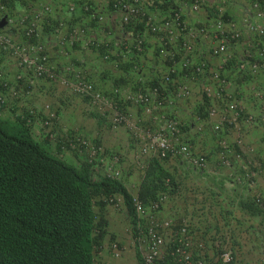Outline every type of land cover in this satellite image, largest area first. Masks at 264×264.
Segmentation results:
<instances>
[{"label":"rangeland","instance_id":"1","mask_svg":"<svg viewBox=\"0 0 264 264\" xmlns=\"http://www.w3.org/2000/svg\"><path fill=\"white\" fill-rule=\"evenodd\" d=\"M83 1H59L62 5L59 13L65 14V17L59 19L61 23L54 20V23H50L46 19L53 16H44L41 12L45 6L44 0H1L0 20L3 17L13 19L4 32L25 46L37 42L24 33L23 26L29 24L30 20H36L42 33L45 27L53 25L49 30H52L51 44L48 45L44 39L41 41L50 56V67L59 74L65 73L70 78H75L76 74L84 75L106 93L120 89L122 94H128L135 89L149 88L154 79L151 74L149 77L152 79L147 77L146 71L150 66L145 62L142 66L140 60L130 64L127 58H117L112 46L105 44L109 41H102V37L92 34L95 28L101 34H108L107 21L105 17L101 18V14L105 15L106 11L102 10L99 15L91 9L92 13H87L88 10L82 7ZM175 1L154 2L151 11L157 18H161L166 12L172 11V7L176 6ZM183 1L193 5L196 0ZM202 5L205 7L204 3ZM71 7L83 9L84 18L76 19L79 15L67 18L73 11ZM212 15L216 17V11ZM25 17H28L27 22L21 23ZM133 23H118L124 36L115 38L120 35L119 29L113 36L112 42L117 52L138 35L140 28ZM204 25L206 23L197 22V27ZM58 27L61 38L56 40L54 34ZM240 29L230 31H242L240 43L248 36L254 38L252 34L245 35L243 28ZM151 35L158 36L153 32ZM259 38H254L256 47H251V53L261 48ZM159 41L157 39V43ZM178 42L179 46L175 50L183 45L181 37ZM157 47L155 43L154 49ZM90 53L96 54L92 60L89 58L92 55ZM152 59L155 62L154 57ZM242 62L227 60L218 66L210 62L213 70L219 69L222 73L227 81V91L243 109L240 121L225 125L220 131L213 127L219 118H211L208 112L211 107L222 111L224 103L213 96L206 102L208 93H216L218 89L217 82L212 78L204 83V77L189 76L188 81L183 83L190 88L191 93L184 96L179 93L178 87L171 88L170 96L162 107H146L132 102L123 105L140 126L157 128L155 122L159 118L176 117L192 150L207 157V167L199 169L183 157L160 158L152 152H143L142 142L135 139L128 128H113L109 113L92 107L86 96L74 93L59 81L31 76L15 55L0 52V70L5 72L8 81V87L0 85V94H8L7 105L0 111L2 116L16 118L17 112L35 109L39 123L32 126L34 137L45 143L55 155L79 168L87 165L90 155L87 151L80 155L73 149H62L58 136L67 131L86 135L92 143L97 142L103 148V155H98L92 165L94 179L113 175L118 170L120 175L117 179L128 187L135 198L145 203V214L138 216L143 233L138 235L134 216L122 195L96 197L94 209L97 221L101 223V227L94 232L100 243L98 264H141L137 254L140 252L143 257V237L147 238V229L154 222L164 224L167 221L170 225L166 229L162 231L159 228L164 238L159 255L162 264H187L182 255L172 254L181 245L178 239L182 237L181 228L186 223L188 230L185 236L189 245L182 246L192 254L195 261L203 260L205 264H264V212L257 206L258 195L264 197V70L254 75L242 68ZM135 64L140 69L143 67V70L134 69ZM122 70H131L132 74L128 73L121 79ZM127 78L132 84L125 85ZM50 116L56 137H51L47 128L41 125V120ZM114 155L120 158L117 163L113 160ZM161 169L169 172L174 179L165 178L164 188L158 187L154 196L141 197L144 179L154 178L159 182ZM160 195H165V199L154 210L151 202ZM100 231L103 235H100ZM114 243H119L120 257L114 255ZM226 253H230V261L224 260L223 255Z\"/></svg>","mask_w":264,"mask_h":264},{"label":"built area","instance_id":"2","mask_svg":"<svg viewBox=\"0 0 264 264\" xmlns=\"http://www.w3.org/2000/svg\"><path fill=\"white\" fill-rule=\"evenodd\" d=\"M154 2L163 3V0L114 1V8L122 12L123 24H129L133 20L135 22H143L148 30L158 34V39L163 47L162 52L171 62L169 72L159 80L157 85L149 88L147 91H137L128 94L126 97H122L117 90L115 95H110L98 88L84 75L76 74L75 78L72 79L65 73H57L56 70L50 67V56L47 53L45 44L41 41L43 33L40 30V26L36 23V20H30L29 24L23 26L25 35L37 41L31 46H25L21 42L16 41L10 34L4 32V29L0 28V52L15 55L20 61V64L23 65L31 76L59 81L74 93L86 96L92 107L109 113L113 128H119L120 126L128 128L130 132L133 133V137L142 142L141 150L143 152H152L162 158L167 156L185 157L194 166L201 168L206 165V157L204 155H198L191 150L190 143L185 139L181 123L178 119L167 117L163 122L158 124L157 128L149 125L140 126L131 115L122 108V103L130 101L144 106H150L152 104L160 106L164 104L167 98L164 90L167 89V86L170 84L178 81L175 78V74H177L180 69L189 70L195 75H211V78L218 82L216 95L225 103V108L219 113L221 122L215 123V130L219 131L222 129V122H237L242 115V108H240L236 100H232L229 96L225 78L221 76L218 70H213L210 62L206 58L202 57L199 60H195L196 49L193 42L184 39L183 47L178 53V51L175 50V41L180 37L184 38V34H189L196 38H212L215 43L211 47L212 54L225 57L230 53L233 42L240 38L241 31L230 33L232 30H239L238 24L232 19H227L224 14L214 18L211 24L201 27L189 25L184 18L182 10L176 8L172 9L166 16L157 18L150 8L153 6ZM74 8L75 7H71V10H74ZM86 8L88 9V3H86ZM252 8L256 19L254 20L248 15L244 16L239 22L249 32L258 36H264V3L260 0H255L252 3ZM192 9L196 12L200 11L201 1L196 0L192 5ZM49 10L50 7L46 6L45 11ZM101 18L103 19L104 17L101 15ZM27 19L28 17H25L22 19L21 23L25 22ZM59 30L60 29L57 28V32L54 34V39L56 40L61 38ZM144 49L145 37L140 33L135 37L133 43L122 50V53L124 56H127L131 50H135L140 54ZM178 55H181L179 59ZM261 55L264 57V47L261 50ZM262 66H264V63L262 65L260 63H254L251 69L253 72H257ZM65 72H67V70ZM0 85L8 87L5 72L2 70H0ZM176 85L180 89L179 93L181 95L187 96L191 93L190 88L186 84L178 82ZM7 95V93L0 94V108H3L7 104ZM217 114L216 109L212 108L210 110V116L212 118ZM23 118L26 119L28 124L32 125L37 119L36 110H28L27 114H23ZM51 119L52 118H49L43 121V126L47 128V132L51 137H56ZM70 143L73 148L83 153L87 151L90 155L89 161L92 163L98 155H103V148L100 145L90 142L80 134L71 138ZM99 160L102 161L103 158L100 157ZM113 160L117 163L120 158L114 155ZM118 175H120V171L115 170L113 175L109 176L116 178ZM164 199L165 195H160V197L153 199L151 202L152 209H158ZM257 202L264 209V197L262 195H258ZM135 207L139 216L145 214V203L138 197L135 198ZM169 225L170 222L167 221L164 224L154 223L148 228L147 238L143 237L145 243L143 258L146 264H162L159 257L160 249L164 243L161 230L166 229ZM159 228H161V230ZM186 231L187 227L182 228V237L178 239L181 245L176 247L172 254L182 255L184 262L187 264H205L203 260L195 261L192 254L183 249L182 244L189 245L187 237H185ZM141 233H143V230H141ZM141 242L142 240H140V243ZM113 251L115 256H120V249L117 244H114ZM223 257L225 261L231 260L230 253L224 254Z\"/></svg>","mask_w":264,"mask_h":264},{"label":"trees","instance_id":"3","mask_svg":"<svg viewBox=\"0 0 264 264\" xmlns=\"http://www.w3.org/2000/svg\"><path fill=\"white\" fill-rule=\"evenodd\" d=\"M77 134L64 132L58 142L62 149L83 155L70 143ZM89 162L81 168L69 163L34 137L26 119L0 112V264H98L100 243L94 232L101 223L94 205L99 195H122L136 233L142 234L128 187L117 177L94 179ZM159 176V182L144 179L141 197L154 196L158 187L164 188L165 178L174 179L163 169ZM137 256L146 264L140 252Z\"/></svg>","mask_w":264,"mask_h":264},{"label":"crops","instance_id":"4","mask_svg":"<svg viewBox=\"0 0 264 264\" xmlns=\"http://www.w3.org/2000/svg\"><path fill=\"white\" fill-rule=\"evenodd\" d=\"M89 1H91V0H89ZM175 2H176V6H173L172 9H175V8L181 9L183 12L184 18L186 19L188 24L191 26H197V22H204V24L206 23V25L210 24V22L212 23L213 18H215V16L212 15L213 11H216V18H217V16L219 17L220 15L224 14V16L227 19H230V17L233 18L232 19L233 21H234V19H237L238 21L236 20L237 22L236 21L235 22L238 24V27H239V24H241L239 22V20H241L242 17H244L246 15H250L251 17H254V13H253L254 11H253V8L251 7V5H252L251 0H202V3L205 4V7L202 6L201 10L198 12H196L192 9L191 2H185L183 0H176ZM91 3H92V8H94L93 10L95 12L101 13L102 10L106 11L105 21H107V24L109 26L108 34H106V33L101 34V31L100 30L98 31L96 28L92 32V34L102 37V39H101L102 41L111 42L110 45L113 48V54L114 55L117 54L115 56H117V58L121 59L122 57L116 51L117 48L114 50V43L112 42V39L114 38L113 36H115V33L118 31V29L120 30L118 23L121 22V19H122L121 12L113 10L110 6H108V2L105 0H93V1H91ZM16 4L19 7H22L19 2H17ZM52 4H53V11H52L51 15L53 17L47 19V22L54 23V21H55L56 23H60L61 21L59 19L62 17H65V14L61 15L59 13V12H61L62 5L59 1H53ZM16 9H18V8H16ZM18 10H20V9H18ZM77 12H80V13L76 14ZM83 12H84L83 9L79 8L74 13H69V16L67 18H73L74 15L75 16L79 15L76 19L80 20V19L84 18ZM168 13L169 12H166L165 14H163V17L166 16ZM160 15H162V14H160ZM252 19L255 20L256 18L254 17ZM54 26H56V25H54ZM52 27H53V25H50V27H47V28L45 27V32L43 33V39L48 45L51 44V42H52V32H51L52 30L49 31ZM239 28H243V33L245 35H247V34L251 35L252 34V33H249V31L242 24H241V27H239ZM94 32H96V33H94ZM122 33H123L122 30H120V35H116L115 38L118 39V38H120V36H124V35H122ZM142 33L147 38L148 48H146L142 54H134L133 52H131L125 57H127L129 62H131L132 60H134V61L140 60L142 62V66H144L145 63H147V65L150 66V69H148V71H146V67H145V71L148 73L147 77H149L151 74L156 79V77L160 76L161 73H164L168 70L169 64H167L164 61L163 57L161 56L160 50L157 47V45L159 46V43H157V37H155L154 35H151V33H148V30H144V31H142ZM252 36H254V38L256 37L254 34H252ZM184 38L186 40H188L189 42L194 43L195 49H196V53H195V57H194L195 60H199L202 57H204L207 60H209L210 62L214 63L216 66L221 65V62L228 60V58H232L231 61H235V62H237L240 59L246 60V58H247L246 55L250 54L251 47H253L255 45L254 44L255 43L254 38L251 39L248 36V38L244 39L241 44H238V43L233 44L232 48L230 49V55L229 56L222 57V56H215L212 54L211 47L213 44H215L212 38H199V37L196 38V37L190 36L189 34H184ZM259 39H261V40L263 39V43H264V38H259ZM107 43H105V44L107 45ZM155 43H156L157 49H154ZM57 52H59V51H57ZM60 52H61V50H60ZM90 54L93 55V56L92 55L89 56L90 60H92L93 57H96L95 53L94 54L90 53ZM255 54L256 53H255V49H254V51L252 53L253 58H256ZM152 57H154L155 62H153ZM258 57L259 56H257V58ZM124 59H126V58H124ZM149 63H152V64L150 65ZM129 66H130V64H129ZM140 70L142 71L143 67ZM121 72H122L120 74L121 79L124 78V76H127L128 73L132 74L131 70H128V71L122 70ZM133 72H135V71H133ZM179 76H182V79H184L185 81H188L189 76H191V78H198V77H193L191 74L185 75L184 73L180 74ZM153 77H149V80L152 79ZM143 78H145V77H143ZM130 82H131V80L128 81V78H127L125 81V85L132 84ZM20 113L21 112H17V116Z\"/></svg>","mask_w":264,"mask_h":264},{"label":"clouds","instance_id":"5","mask_svg":"<svg viewBox=\"0 0 264 264\" xmlns=\"http://www.w3.org/2000/svg\"><path fill=\"white\" fill-rule=\"evenodd\" d=\"M53 1H61V0H44V3H45V6H44V9L41 11L43 14H44V16L46 15H48V14H51L52 13V10H53V8H52V3H53ZM114 1L115 0H108V6H110L113 10H116L115 8H114ZM201 1V8H202V0H200ZM255 0H252V3L254 2ZM260 1H262L263 3H264V0H260ZM0 2H1V0H0ZM196 2V1H195ZM86 3H88V9L86 8ZM46 6H49L50 7V10L49 11H45V7ZM82 7L83 8H85L86 10H88V13H92L91 12V9L93 10L94 8H92V3H91V1H89V0H84L83 2H82ZM251 7H252V5H251ZM177 9V8H176ZM77 10V8L76 9H74L73 11H72V13L73 12H75ZM116 11H120V10H116ZM121 12V11H120ZM99 15L101 14V13H99V12H97ZM121 14H122V12H121ZM103 17H105V15L104 14H101ZM3 18H6V20H7V24H6V26L5 27H3L2 29H6L7 27H8V25H10V23L13 21V19L12 18H8V17H3ZM2 18V19H3ZM216 18V17H215ZM2 19L0 20V22L2 21ZM24 19V18H23ZM32 19V18H31ZM9 20H12V21H9ZM47 20V19H46ZM213 20H214V18H213ZM121 21H122V19H121ZM27 22V21H26ZM135 23V24H138L139 22H135L134 20L133 21H131L130 23ZM213 22V21H212ZM61 23V22H60ZM122 23H123V21H122ZM129 23V24H130ZM133 23V24H134ZM129 24H124V25H129ZM211 24V23H210ZM1 28V27H0ZM59 28V27H58ZM238 29H240L239 27H238ZM144 30H148L146 27H145V24L144 25H142L141 26V28H140V30L138 31V34H142L143 35V33H142V31H144ZM241 30V29H240ZM152 32V31H151ZM150 32V30H148V33H151ZM242 32V31H241ZM44 33V32H43ZM249 33H251V32H249ZM242 34V33H241ZM253 34V33H252ZM255 35V34H254ZM144 36V35H143ZM256 37L258 36V35H255ZM145 37V49L146 48H148V42H147V38H146V36H144ZM259 37H261V38H264V36H259ZM182 38V41H183V43H184V41L186 40L185 38H183V37H181ZM42 39H43V37H42ZM157 39H158V36H157ZM185 39V40H184ZM135 40V39H134ZM181 40V39H180ZM240 39H238V40H236V41H234L233 42V44H235V43H238V44H241L240 43ZM134 41H131V43H133ZM260 42H262L260 45H261V48H259V51H256V49H255V59L253 58V56H252V53L250 52V54H248V55H246V60H241V61H243L242 63H240L241 64V66H242V68H244L245 70H248V71H251V73L252 74H257L258 72H260V71H262V70H264V66H262L261 67V69L260 70H258L257 72H253L252 71V69H251V67H252V65L254 64V63H260L261 65L264 63V57L261 55V50H262V48L264 47V43H263V39L260 41ZM111 43V42H110ZM110 43H107V45L108 46H110ZM130 42L128 43V45H124L123 46V49H121L119 52H118V54L124 59V58H127V57H125L124 56V54L122 53V50H124V49H126L127 48V46H129L130 44H131ZM233 44H232V46H233ZM255 44V43H254ZM179 46V42H178V40L177 41H175V48L176 47H178ZM232 46H231V48H232ZM182 47H183V45H182ZM182 47H180L179 48V50H176V51H178V53L180 52V49L182 48ZM256 47V44L253 46V48H255ZM162 44H161V42L159 41V50H160V53H161V56L163 57V59H164V61L167 63V64H169V67H168V70L166 71V72H164V73H161V75L160 76H158V77H156V79L154 80L153 79V83L151 84V86L149 87V88H151V87H154L155 85H157L158 83H159V80L164 76V75H166L168 72H169V69H170V65H171V62L169 61V59L164 55V53L162 52ZM230 48V49H231ZM145 49H144V51H145ZM143 51V52H144ZM131 52H133L134 54H138L135 50H131ZM130 52V53H131ZM142 52V53H143ZM142 53H140V54H142ZM115 55H117V54H115ZM230 55V53L228 54V55H226V56H229ZM251 55V56H250ZM180 56L181 55H178V59L180 58ZM225 56V57H226ZM257 56H259L258 58H260L258 61H257ZM249 57H251V58H249ZM231 59L232 58H228V60H230L231 61ZM209 61V60H208ZM133 62H135L134 60H132L131 62H130V64L131 63H133ZM210 62V61H209ZM223 62H227V60L226 61H223ZM237 63H238V61H237ZM221 64H222V62H221ZM216 66V65H215ZM181 67V66H180ZM222 67V66H221ZM134 69H139V66L137 65V64H135L134 65ZM215 69H217V68H215ZM218 70V72H220L219 71V69H217ZM185 74V75H189V74H191L192 76H194V77H204V79H203V82L205 83V82H209V80H210V78H211V75H195L192 71H186V70H181L180 69V71L177 73V74H175V78L178 80V81H176V82H174L175 83V85H174V83H172V84H170L169 86H167V89H165L164 91H165V94H166V96H167V98L170 96V89L171 88H174V87H177V83L178 82H180V83H183L185 80L184 79H182V76H179L180 74ZM61 74H63V73H61ZM75 74V73H74ZM221 74V76H222V73H220ZM68 77H69V75H68ZM72 79H74V78H72ZM213 79V78H212ZM226 80V79H225ZM90 81V80H89ZM92 82V81H91ZM93 83V82H92ZM95 84V83H94ZM217 84H218V82H217ZM96 85V84H95ZM226 86L228 87V85H227V81H226ZM98 87V86H97ZM99 88V87H98ZM149 88H146L145 90H143V89H135V90H133V91H131V92H129L128 94H131V93H133V92H137V91H147ZM101 89V88H100ZM119 91L120 92V96H122V97H126L128 94H122V92H121V90L120 89H116L115 91H113L114 93H107V94H110V95H115V92L116 91ZM228 92V91H227ZM228 94H229V96L231 97V99L232 100H236V99H234L232 96H231V94L228 92ZM211 96H213V97H216L217 99H220V98H218L217 97V95H216V93H208V97H211ZM167 98L165 99V102H164V104L166 103V101H167ZM237 102H238V100H236ZM128 102H130V101H128ZM223 102V101H222ZM126 102H123L122 103V108H124L125 110H126V108L123 106L124 104H125ZM224 103V102H223ZM164 104H162V105H160V106H157V105H155V107H162ZM238 104L240 105V103L238 102ZM7 105V104H6ZM154 104H152V105H150V106H146V107H152ZM141 106H144V105H141ZM5 108V106L3 107V108H0V111L1 110H3ZM212 108H214V109H216L217 110V108L216 107H211L210 109H209V116H210V110L212 109ZM224 108H225V103H224ZM223 108V109H224ZM240 108H242L241 107V105H240ZM222 109V110H223ZM127 111V110H126ZM208 111V110H207ZM128 112V111H127ZM222 111H218L217 110V115L216 116H218V117H216V116H214L213 118H219V120H217V121H215L214 122V124H213V127H214V125H215V123H217V122H221V119H220V116H219V113H221ZM28 113V111H25V112H21L18 116L19 117H22L23 118V114H27ZM17 116V117H18ZM132 117V116H131ZM168 117H173V118H175V119H177L176 117H174V116H168ZM211 117V116H210ZM243 117V109H242V115H241V117L239 118V120L238 121H240V119ZM49 118H52L51 116L50 117H48V119ZM167 117H165V119H166ZM212 118V117H211ZM24 119V118H23ZM45 120H47V119H44V120H41L42 122H41V125L43 126V121H45ZM52 120V119H51ZM163 120L164 119H158V120H156V124L158 125L160 122H163ZM237 121V122H238ZM110 122H111V119H110ZM237 122H222V124H223V127H222V129H224V126L225 125H229V124H236ZM39 123V121H38V117H37V119H36V122L35 123H33L32 125H30L31 126V128H32V126H35L36 124H38ZM53 123V122H52ZM112 125V124H111ZM146 126V125H145ZM182 126V125H181ZM43 127H45V126H43ZM113 127V126H112ZM121 127V126H120ZM124 127V126H123ZM54 128V127H53ZM221 129V130H222ZM214 130H215V128H214ZM48 131V130H47ZM216 131H218V130H216ZM220 131V130H219ZM188 141V140H187ZM189 142V141H188ZM190 143V142H189ZM190 147H191V145H190ZM191 150H192V147H191ZM193 151V150H192ZM194 153H196L195 151H193ZM196 154H198V155H203V154H199V153H196ZM157 156V155H156ZM205 156V155H204ZM167 157H173V156H167ZM167 157H165V158H167ZM175 157H180V156H175ZM206 157V156H205ZM160 158H162V157H160ZM183 158H185V157H183ZM185 159H187V158H185ZM206 160H207V157H206ZM207 163H208V161L206 162V165L204 166V167H201V168H199V169H204L205 167H207ZM229 164V163H228ZM196 167V166H195ZM198 168V167H197ZM137 216H139L138 214H137ZM139 222H138V226L140 227V229L141 230H143L142 228H141V223H140V220H138ZM155 223V222H154ZM153 224H151L150 226H152ZM188 225H187V223H186V225H184L182 228H184V227H187ZM182 228H181V232H182ZM148 230V229H147ZM187 230H188V227H187ZM163 231V230H162ZM187 232V231H186ZM185 234H187V233H185ZM181 235H182V233H181ZM186 237V236H185ZM114 244H117L118 246H119V243H114ZM114 244H113V246H114ZM119 249H120V246H119ZM115 255V254H114ZM120 256H121V249H120ZM119 256V257H120ZM117 257V256H116ZM205 262V261H204Z\"/></svg>","mask_w":264,"mask_h":264},{"label":"water","instance_id":"6","mask_svg":"<svg viewBox=\"0 0 264 264\" xmlns=\"http://www.w3.org/2000/svg\"><path fill=\"white\" fill-rule=\"evenodd\" d=\"M6 24H7V20L6 18H3L2 21L0 22V27L3 28L6 26Z\"/></svg>","mask_w":264,"mask_h":264}]
</instances>
